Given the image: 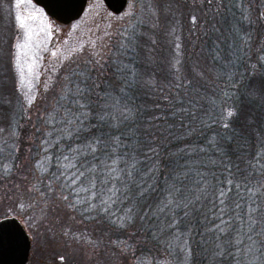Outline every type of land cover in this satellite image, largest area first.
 <instances>
[{
    "label": "trees",
    "instance_id": "1",
    "mask_svg": "<svg viewBox=\"0 0 264 264\" xmlns=\"http://www.w3.org/2000/svg\"><path fill=\"white\" fill-rule=\"evenodd\" d=\"M137 1L139 21L144 22L140 35L113 45L106 70L83 76L88 82L81 100L90 113L83 125L63 122L71 102L34 125L12 87L1 88L0 182L18 187L24 182L22 166L25 182L44 181L45 191L52 188L49 183L55 185L70 201L63 211L66 223L78 222L93 239L89 247L95 245L94 252L108 264H131L130 259L134 264H183L185 240L188 264H232L229 256L213 261L211 255L217 243L231 250L228 242L239 238L236 229L243 234L244 205L249 203L245 186L264 182V25L258 19L264 0ZM106 92L119 98L121 108L130 109L126 122H110L118 124L115 128L98 119ZM230 109L236 112L231 118ZM114 136L120 137L116 154L127 153L129 161L135 156L139 174L136 185L118 194L115 203L102 204L107 199L103 189L111 183H104L101 172L106 169L99 164L111 152ZM94 137L109 140L108 147L92 154L86 145ZM69 163L77 168H65ZM92 165L97 171H89ZM78 170L85 176L72 185ZM62 171L66 175L54 179ZM229 179L233 184H227ZM199 181L206 184L203 191L197 188ZM171 184L195 190L192 198L200 199L188 209L161 213ZM224 187L232 191L222 206L216 196ZM80 188L86 190L74 191ZM144 188L148 190L141 194ZM256 199L264 207V196ZM237 203L242 207L237 209ZM221 216L228 221L225 232L210 231ZM173 218L177 226L167 227Z\"/></svg>",
    "mask_w": 264,
    "mask_h": 264
},
{
    "label": "rangeland",
    "instance_id": "2",
    "mask_svg": "<svg viewBox=\"0 0 264 264\" xmlns=\"http://www.w3.org/2000/svg\"><path fill=\"white\" fill-rule=\"evenodd\" d=\"M263 7L264 2L258 13L262 25L259 17ZM138 12L137 0H128L120 15L110 13L102 0H89L79 20L63 26L49 19L31 0H0V90L11 86L33 124H40L48 112L83 98L76 89L87 84L85 72L94 77L92 71L96 75L99 68L106 70L114 44H122L125 38L130 41L134 33L140 35L144 22L140 23ZM19 169L17 174L24 182L18 187H4L11 183L0 182V219L15 217L25 229L30 240L27 264H108L102 259L105 256L94 252L95 245L89 247L93 239L78 222L66 223L63 211L70 201L63 199L56 186L49 183L52 188L45 191L44 181L25 182L26 170L22 166ZM70 214L75 218L72 211ZM148 264L169 263L157 260Z\"/></svg>",
    "mask_w": 264,
    "mask_h": 264
},
{
    "label": "snow or ice",
    "instance_id": "3",
    "mask_svg": "<svg viewBox=\"0 0 264 264\" xmlns=\"http://www.w3.org/2000/svg\"><path fill=\"white\" fill-rule=\"evenodd\" d=\"M24 0H19V3H23ZM30 2V0H29ZM260 19L264 20V12L260 13ZM17 21L21 27L24 26L23 20L21 17H17ZM17 47H22V45H17ZM76 94L78 96H83L84 89L77 86ZM104 104L102 105L101 112L98 114V119L105 122L106 125L111 127H117L118 124L110 123L111 121H117L119 123H124L129 119L130 109H127L125 105L124 108L120 107L119 98L113 93L106 92L102 97ZM32 100H29L31 104ZM72 108H65V116L62 118L63 122L67 125H76L81 126L84 123V118L90 114L88 111V105L82 102L81 99H75L71 101ZM75 109V110H74ZM84 110V111H79ZM79 111V114H77ZM236 112L234 109L227 111V116L229 118L234 117ZM229 124L225 123L224 127H228ZM2 131V130H0ZM113 143L110 153H105L100 159L99 167L103 170L106 169V172H101V174L106 176L104 183L107 185L111 183V187H105L103 189L102 195L106 196L107 199H102V204L115 203V198L118 194H123L129 191V185H136V176L139 174L136 168V159L135 156L132 157L131 161L127 159L128 154L124 153L117 155V147L120 143V137L114 136L110 138ZM109 140L101 139L100 137H94L93 140H90L87 148L90 149L92 154L101 151L104 148H107ZM71 152H79V149H70ZM65 161L71 159L70 156H64ZM110 161V163H109ZM118 163H123L124 167H117ZM256 163L260 164V153H257ZM65 168H77L76 163H69L64 166ZM97 165H92L89 169L91 172L97 171ZM261 168H264V165H260ZM151 171V170H150ZM66 173L62 171L59 176H55L54 179H59L64 177ZM85 176V171L78 170L72 174L71 184L75 185L81 177ZM179 177H177L178 179ZM93 187H95V181L91 182ZM119 183V187H117ZM228 185L233 184V181L229 179L227 181ZM63 187V185L61 186ZM206 184L203 181L197 182V188L201 191L204 190ZM237 189L240 188V184H236ZM264 182L260 183L258 187L245 186V192L248 194L247 205L245 206V217L244 218V232L241 235L239 229H236V234L239 236L237 239L233 237L228 243L231 248H226L223 243H217L215 249L212 251L211 258L213 261L217 257H226L229 256L232 259V264H264V207H261V204L257 201V195L264 196ZM86 189L80 188L74 191H85ZM147 188H144L141 192L147 191ZM193 189L182 188L179 185L171 184L169 185L168 195L166 197V203L159 209L161 213H164L167 209H178L184 208L188 209L192 204L200 199L199 195L195 196V199L192 198ZM232 191L230 187L220 188L218 190L216 199L219 201L220 205H226V197ZM63 199L67 200L68 197L64 196ZM244 199V194H241V200ZM95 207V205H92ZM237 209L242 207L240 203H237L235 206ZM131 211V209H129ZM225 211L224 207L219 208V212L223 214ZM185 216L189 213L185 211ZM239 215V214H238ZM130 219V218H129ZM228 224V221L224 220L221 216L220 224L215 226V229H210L219 231L221 233L225 232V227ZM177 220L173 218L168 224L167 227H176ZM219 240V237L217 238ZM188 245L187 241H184V246L181 248V251L184 252V262L183 264H188L189 253L187 251ZM143 264V262H142Z\"/></svg>",
    "mask_w": 264,
    "mask_h": 264
},
{
    "label": "water",
    "instance_id": "4",
    "mask_svg": "<svg viewBox=\"0 0 264 264\" xmlns=\"http://www.w3.org/2000/svg\"><path fill=\"white\" fill-rule=\"evenodd\" d=\"M31 1L41 8L49 19L64 26L81 18L89 0ZM102 1L106 9L114 15L123 13L128 5V0ZM29 252V236L21 223L15 217L0 219V264H27Z\"/></svg>",
    "mask_w": 264,
    "mask_h": 264
}]
</instances>
